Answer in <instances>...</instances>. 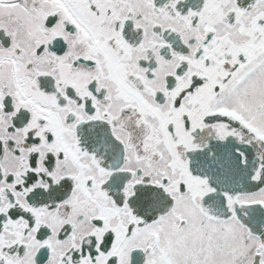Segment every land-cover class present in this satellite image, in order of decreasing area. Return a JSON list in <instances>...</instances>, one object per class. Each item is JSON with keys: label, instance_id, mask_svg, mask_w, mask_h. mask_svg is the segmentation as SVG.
<instances>
[{"label": "snow or ice", "instance_id": "1", "mask_svg": "<svg viewBox=\"0 0 264 264\" xmlns=\"http://www.w3.org/2000/svg\"><path fill=\"white\" fill-rule=\"evenodd\" d=\"M0 264H264V0H0Z\"/></svg>", "mask_w": 264, "mask_h": 264}]
</instances>
